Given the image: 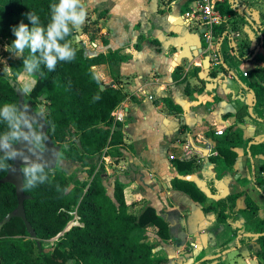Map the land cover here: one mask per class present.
Listing matches in <instances>:
<instances>
[{"label":"crops","instance_id":"1","mask_svg":"<svg viewBox=\"0 0 264 264\" xmlns=\"http://www.w3.org/2000/svg\"><path fill=\"white\" fill-rule=\"evenodd\" d=\"M191 2L85 0L88 15L77 29V41L86 55L118 53L123 58L93 68L104 85L126 94L118 106L126 115L120 123L124 160L105 157L107 170L120 174L131 213L153 207L170 224L172 241L159 239L154 225L146 228L158 259H168V264H196L200 259L208 264H264L259 236L250 232L264 220V155L250 160L248 154L252 144L264 141V123L249 114L256 105L249 91L250 72L264 68V39L258 46L255 33L250 42L236 36L230 29L236 20L228 18L229 34L208 51L203 28L184 18ZM215 54L220 65L213 61ZM232 127L243 130L245 139L234 150L233 168L215 155L221 137L216 132L224 129L225 135ZM188 143L195 156L184 161ZM180 162L189 167L179 168ZM73 166L62 163L68 177ZM175 180L195 184L206 200L196 202L174 187ZM232 194H241L236 210L246 211L249 199L257 214L246 212L219 223L213 213L204 212Z\"/></svg>","mask_w":264,"mask_h":264},{"label":"trees","instance_id":"2","mask_svg":"<svg viewBox=\"0 0 264 264\" xmlns=\"http://www.w3.org/2000/svg\"><path fill=\"white\" fill-rule=\"evenodd\" d=\"M53 3H58V0H0V43L8 45L9 54L14 51L11 49L15 40L13 28L21 21L31 28L26 15L29 12L39 18L40 26L47 27ZM220 11L230 19L238 18L249 25L257 36V45H262L263 30L241 13L235 3L229 2L220 7ZM228 31L226 23L217 30L220 34H227ZM77 37V29H73L72 35L67 37L76 50V58L71 62H59L55 71L50 72L41 65L40 72L26 73L23 60L30 56L26 49L22 56L10 60V76H0V108L6 103L19 107L22 90L17 81L22 74L26 73L34 80L29 93L30 102L34 110L41 100L48 103L43 116L47 136L62 148L60 163L78 164L89 175V180L80 181L79 185L72 187L71 179L58 165L53 171L46 169L48 182L34 188L24 186L25 194L31 197L25 202L26 217L36 237L28 232L22 219H12L0 231V264H168V259L156 257L146 228L154 225L159 239L172 241L170 224L153 207L146 208L139 215L131 213L125 198V185L119 180L120 174L115 173L110 178L104 167L98 169L99 158L105 152L106 157L116 162L124 160L120 151L124 146L122 125L115 123L112 114L124 102L126 94L111 86L102 89L105 85L96 77L93 68L118 64L123 58L118 53L87 56ZM250 78L249 91L256 98V105L249 114L264 123V68L252 70ZM96 97L99 99H94ZM166 104H169L168 100ZM34 128L39 131L37 126ZM6 131L5 123L0 121V134ZM244 143L243 130L232 127L218 139V156H222L223 163L233 168L237 159L234 150ZM248 154L250 160L264 155V141L252 144ZM9 164L13 165V161ZM181 167L189 165L180 162ZM8 172L0 170V180ZM113 178L116 180L112 186L110 181ZM173 185L196 202L206 200L193 183L175 180ZM240 197L241 194L229 195L210 204L204 212L213 213L219 223H230L246 212L256 215L258 208L252 206L249 199L245 201L246 211L236 210ZM18 205L15 187L0 184V223L16 211ZM73 212L77 213L80 223L66 232L75 218ZM251 231L252 235L259 236V254L264 260V220ZM56 238L57 241L52 243ZM196 264L208 263L200 259Z\"/></svg>","mask_w":264,"mask_h":264},{"label":"clouds","instance_id":"3","mask_svg":"<svg viewBox=\"0 0 264 264\" xmlns=\"http://www.w3.org/2000/svg\"><path fill=\"white\" fill-rule=\"evenodd\" d=\"M50 11L51 21L47 27L40 26L39 18L29 12L26 15L32 27L21 21L12 30L15 36L11 45L14 50L12 53L22 56L26 49L30 52V56L23 60V69L28 74L40 72L41 65L50 72L55 71L59 62H71L76 58V50L67 37L72 35L73 29H79L87 18L85 0H58V3L50 5ZM40 74L43 75L42 72ZM28 92L29 89L25 88L24 93ZM43 115V110L37 114L11 103L0 108V121L7 127V131L0 134V170L15 171L9 161H18L23 165L22 177L28 188L49 181L46 169L50 161L41 155L49 151L45 145L49 137L41 123ZM34 125H41L39 131ZM25 141L30 146L28 151L31 156L23 155L20 148L15 147ZM32 157L43 160V163L33 162ZM54 159L59 163V153L54 154Z\"/></svg>","mask_w":264,"mask_h":264},{"label":"rangeland","instance_id":"4","mask_svg":"<svg viewBox=\"0 0 264 264\" xmlns=\"http://www.w3.org/2000/svg\"><path fill=\"white\" fill-rule=\"evenodd\" d=\"M236 6L238 10L243 13L249 20H252L255 22V25L264 29V0H236ZM230 29L237 33L236 36H241L243 39L247 41H251L250 37L254 34L252 28L247 25L246 23L242 22L240 19L236 18V21L234 24L230 25ZM9 47L8 45L4 43H0V76H10V60L15 59L19 56L9 54ZM209 55H206V59ZM20 89L22 90V93H24L25 88L29 89V92L25 94V103L26 105H29L32 107V104L30 102L29 93L32 90L34 86V80L28 75V74H22L21 77L17 81ZM48 107V103L45 100H41L39 104H37V109L35 112L39 114L41 110H43V113L46 111ZM33 108V107H32ZM106 153V152H105ZM105 153L100 156L99 162H98V169L101 167L105 168L106 174L108 177L112 176L113 173H116V170H107V167L110 166L109 161L105 159ZM108 158V157H106ZM113 158H108V160L112 161ZM73 172L69 175V178L71 179V186L79 185L80 181L83 180H89V175L86 172L85 168L78 164H74L73 166ZM109 185V184H108ZM110 186V185H109ZM111 191V190H110ZM69 226H72L70 223ZM57 238L52 241V243L56 242ZM52 244H50V247ZM48 248V247H47ZM49 249V248H48Z\"/></svg>","mask_w":264,"mask_h":264},{"label":"built area","instance_id":"5","mask_svg":"<svg viewBox=\"0 0 264 264\" xmlns=\"http://www.w3.org/2000/svg\"><path fill=\"white\" fill-rule=\"evenodd\" d=\"M235 1L236 0H192L189 9L185 12L184 18L186 21L203 28V36L207 44L208 51L216 48L220 40L226 38L227 36L226 34L221 36V34L217 32V29L226 23L228 19L227 16H224L221 13L220 7L228 4L229 2L236 3ZM213 61L216 65H220V60L217 57V54H215ZM244 77H248V74L245 73ZM123 113L124 111H121L118 108L113 112L112 116L115 123H124L126 115ZM224 132V129H220L216 132V135L223 136ZM215 155H218V153H215ZM194 156V148L189 143L186 144L183 149L182 160L190 161L194 158ZM170 159L174 160L175 157L172 156ZM72 215L75 216L74 220L71 222L72 226L78 225L80 223V218L76 212H73Z\"/></svg>","mask_w":264,"mask_h":264},{"label":"water","instance_id":"6","mask_svg":"<svg viewBox=\"0 0 264 264\" xmlns=\"http://www.w3.org/2000/svg\"><path fill=\"white\" fill-rule=\"evenodd\" d=\"M209 64H210L209 60H206L204 62V66L206 68L209 67ZM106 87H109V85L102 86V89H104ZM19 107L29 109L30 112L31 111L34 112V110L31 106L26 105L24 93H21V95H20ZM41 123L43 126H45L44 131L47 134V126H46L44 116H43V120L41 121ZM35 126H37L38 130H39L41 125H34V127ZM48 137H49V141H45V145L49 148V151H48V153L45 152V153H42L41 155L50 161V166H49V168H47V170L53 171L57 168V165H58V163L54 159V154L59 153V155H60L62 148H61V146L56 145L50 136H48ZM15 147L20 148L21 153L23 155L31 156V153L28 151V148L30 146L28 145V143L26 141L23 142L22 145H20V144L15 145ZM32 160H33V162L43 163V160H36L35 157H32ZM12 168H14L15 171H9L8 174L6 175V177L3 178L2 180H0V184H2V185L9 184V185H12L15 187L19 205H18V208L16 209V211L8 214V216L0 223V231L3 229V227L5 225H7L9 222H11L12 219L19 218L25 222V225L27 227L28 232L32 235V237L35 238L36 237L35 231L32 228V226L30 225V223L28 222L27 217H26V211H25V202L28 200H31V197L26 195L25 191H24L25 181L22 177L23 165H20L18 161L17 162L13 161ZM70 229H71V227L68 226V228L66 229V232L69 231Z\"/></svg>","mask_w":264,"mask_h":264},{"label":"flooded vegetation","instance_id":"7","mask_svg":"<svg viewBox=\"0 0 264 264\" xmlns=\"http://www.w3.org/2000/svg\"><path fill=\"white\" fill-rule=\"evenodd\" d=\"M33 110H34V109H33ZM34 112H35V110H34ZM35 113H36V112H35ZM62 163H63V162H62ZM62 163H60V161H59L58 165H61V166H62ZM58 165H57V166H58ZM85 180H86V179H85Z\"/></svg>","mask_w":264,"mask_h":264}]
</instances>
